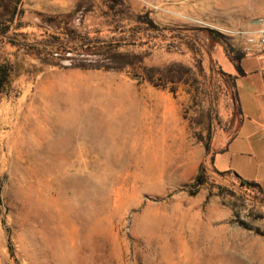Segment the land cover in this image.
<instances>
[{
	"label": "rangeland",
	"instance_id": "1",
	"mask_svg": "<svg viewBox=\"0 0 264 264\" xmlns=\"http://www.w3.org/2000/svg\"><path fill=\"white\" fill-rule=\"evenodd\" d=\"M124 3L22 0L24 34L0 40V65L14 66L0 99V264H264V192L212 166L232 131L229 53L264 56V0ZM140 15L210 34L202 51L170 38L115 47L120 70L94 68L111 55L99 47L29 44L110 38ZM172 63L191 68L176 93L145 79Z\"/></svg>",
	"mask_w": 264,
	"mask_h": 264
},
{
	"label": "trees",
	"instance_id": "2",
	"mask_svg": "<svg viewBox=\"0 0 264 264\" xmlns=\"http://www.w3.org/2000/svg\"><path fill=\"white\" fill-rule=\"evenodd\" d=\"M106 2L111 4L112 6L121 7L125 5L124 0H106ZM21 3L22 0L4 1L6 11H8L9 14L5 15L4 17H0V40L8 38L9 42L15 43L17 41L9 37V34H11L12 32H14V35L16 36L24 34L19 32V30H21V28L23 27L22 23L15 22V10L21 6ZM12 5H14V10L11 11ZM23 12L24 11L21 10V13ZM137 21L138 23L142 24V26L129 27L127 30H121L119 33L114 32L110 38L101 37L99 35H96L95 37H90L87 35H78L74 33L68 34L65 32H48L45 33L43 36L46 39H40L39 41H37L36 39L33 42H29V44H34V46L37 47L53 49L62 52L99 47L104 50L105 53H111V55L109 54V57L107 58L109 61L105 63V65H99L98 67L94 68H104L106 70H120L129 65L130 63L128 61L127 54L111 52L112 49L115 47L119 49L121 47H130L142 44L145 40L147 43H151L157 41L158 39L170 38L179 40H192L196 48L202 51L204 48V41L201 35L202 33L210 34L209 31L203 30H181L178 28L161 27L156 24L154 20L148 15L138 16ZM154 45H156V43H154ZM245 56L246 55L244 53H238L236 56H233L231 53H229V57L235 64L238 75L241 76H244L246 73L243 70L241 64L237 61L239 59L245 58ZM120 61H123V63L119 64ZM13 67V64L0 65V99L4 93L5 86L10 81V77L14 70ZM82 67L88 68L86 65H82ZM190 72V67H187L180 63H172L164 67H151L147 69L145 71V79L156 88L170 89L171 92L176 93L177 85L183 82L185 80L186 75L190 74ZM202 170H204L203 167ZM219 175L225 174L219 173ZM234 177L237 178V180L242 186H247L248 188L257 189L260 192H263L258 183L245 181L243 179H240L236 175H234ZM206 182L207 179L205 175H203V173H200L194 181L193 194H196L199 189L206 184ZM246 227L251 229L249 225H246ZM258 232L260 231L258 230Z\"/></svg>",
	"mask_w": 264,
	"mask_h": 264
},
{
	"label": "crops",
	"instance_id": "3",
	"mask_svg": "<svg viewBox=\"0 0 264 264\" xmlns=\"http://www.w3.org/2000/svg\"><path fill=\"white\" fill-rule=\"evenodd\" d=\"M240 64L246 74H231L235 78L226 108L231 135L212 166L217 174L258 183L264 192V56L246 55Z\"/></svg>",
	"mask_w": 264,
	"mask_h": 264
},
{
	"label": "built area",
	"instance_id": "4",
	"mask_svg": "<svg viewBox=\"0 0 264 264\" xmlns=\"http://www.w3.org/2000/svg\"><path fill=\"white\" fill-rule=\"evenodd\" d=\"M250 43H254V39L249 40ZM259 49L262 53H264V31H261L258 41Z\"/></svg>",
	"mask_w": 264,
	"mask_h": 264
}]
</instances>
